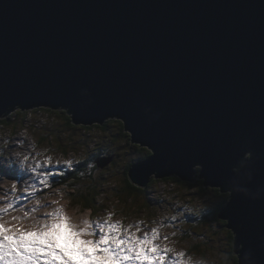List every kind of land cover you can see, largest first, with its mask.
Wrapping results in <instances>:
<instances>
[{
  "label": "water",
  "instance_id": "95a60500",
  "mask_svg": "<svg viewBox=\"0 0 264 264\" xmlns=\"http://www.w3.org/2000/svg\"><path fill=\"white\" fill-rule=\"evenodd\" d=\"M39 106L74 124L120 119L151 151L128 169L138 187L192 181L199 165L228 192L236 264L249 248L264 264V192L229 183L250 151L242 186L264 188V0H0V116Z\"/></svg>",
  "mask_w": 264,
  "mask_h": 264
},
{
  "label": "rangeland",
  "instance_id": "374dc122",
  "mask_svg": "<svg viewBox=\"0 0 264 264\" xmlns=\"http://www.w3.org/2000/svg\"><path fill=\"white\" fill-rule=\"evenodd\" d=\"M46 108L45 106L24 110L16 108L10 113L20 109L26 114L25 122L14 119L12 124L15 127L12 125L0 127V198H2L0 206L10 202L13 206L9 210L11 214H16L21 208L33 212L32 209L39 206L31 207L32 201L47 197L44 203L51 205L52 200L59 199L57 195L59 189L65 194L61 203L66 205V210L72 215H86L93 223L102 222L105 216L114 213L112 221L122 220L124 224L144 221L145 230L159 227L160 237H168V239H160L157 242L161 245L167 244L174 249V252L168 254L170 261L180 259L177 254L183 252L185 253L182 258L183 264H186L189 256H192L194 260L204 259L208 264H235V255L231 252L230 243L232 230L226 227L225 220H223L225 225H221L222 223L212 216V218L204 217L227 195V192L220 193L218 187L207 186L201 190L196 182L187 184L182 182L184 180L179 182L171 178L158 177L159 179L156 178V183H152L148 191L144 193L136 191L130 201L124 198L117 202L113 190H109L111 196L105 200L109 210L93 214L90 209H83L78 202L70 200L69 185L54 184L56 179L52 177L54 174L71 169L82 161L86 162L87 169H90L89 165H92L91 159L95 154L100 152L102 155L109 156V153H113L114 164L104 167L105 169H97L99 172L92 170V173L96 178L106 175V178L100 180L101 182L111 179L113 184L120 185L125 163L141 153L138 154L136 149L126 152L125 139L117 134L120 128L117 121H108L105 128L93 126L83 131L76 129L77 127H66L64 109L49 112ZM60 147L66 149V155L62 153ZM17 153L19 156L16 155ZM26 156L29 159L21 165L19 161ZM49 157L51 163L43 169L50 173L48 185L45 186L31 172V167ZM65 160H72L73 166L66 167L63 164ZM57 161L60 163L57 164ZM194 168L200 170L199 165ZM13 183L17 184L15 193L11 189ZM33 183L35 187H29ZM83 187L84 184H81L80 188ZM107 187L105 183H102L103 191ZM74 189L78 190L76 186ZM147 195L154 205L144 209L142 201ZM201 204L204 205L203 210L185 211L186 205L198 207Z\"/></svg>",
  "mask_w": 264,
  "mask_h": 264
},
{
  "label": "clouds",
  "instance_id": "9594fccd",
  "mask_svg": "<svg viewBox=\"0 0 264 264\" xmlns=\"http://www.w3.org/2000/svg\"><path fill=\"white\" fill-rule=\"evenodd\" d=\"M19 162L22 165L24 159ZM251 162L252 152L245 151L234 165L238 170L229 183L233 193L256 200L264 188L252 192L242 186L243 181L252 178L248 170ZM57 195L59 199L52 200L51 205H45L47 197L32 201L31 207L39 206L35 212H25L21 208L16 214L0 217V264H121L110 258L107 252H101L99 243L103 238L92 235L89 217L70 214L66 205L61 203L65 194L58 189ZM203 208L202 204L198 207L186 205L185 211L197 212ZM239 256L240 264H248L253 253L249 248ZM186 264L208 262L189 256Z\"/></svg>",
  "mask_w": 264,
  "mask_h": 264
},
{
  "label": "trees",
  "instance_id": "16d2710c",
  "mask_svg": "<svg viewBox=\"0 0 264 264\" xmlns=\"http://www.w3.org/2000/svg\"><path fill=\"white\" fill-rule=\"evenodd\" d=\"M47 111H56L54 109H50V108H46ZM61 109V108H59ZM58 110V109H57ZM65 122L67 124L66 127H72V128H76V129H82L83 131L87 130V129H91L93 126H97V127H102L105 128L107 125V122L110 120H114L117 121L118 125H119V131H118V135H120L121 137H124L125 142L127 144V149L126 152L128 150H132V149H136L137 153L139 154V152L141 153L139 156L134 157L133 159H130L127 163H125L124 165V169L122 171V182L120 183V185H116V183L113 184L111 179H107V181H100L102 180L104 177L106 178V175L103 176H99V178H96V176L92 173L93 171L99 172L97 171V169H102V168H107L109 166H111L112 164L115 163V160H113V158H111V160L107 163H105V165H99L101 164V161H99L101 158L103 157H112L113 153H109L108 155H102L100 152L98 154H95L92 159V167H90V169H87V164L86 162H80L75 164L71 169H67L65 171H61L59 172L57 175L54 174V176H52L53 178H56L54 181V184H68V188H69V199L70 200H74L76 202L79 203V205L83 208V209H90L91 213L93 214L94 212H101V211H107L109 210L107 205L105 204V200L109 198L110 193L109 190H113L114 195L117 198V202L120 199H124L127 201H130L133 197V194L136 193V191H141L142 193L148 191V188L151 186L152 183H156L157 179L154 178V176H151L149 178V181L147 183V185L145 187H138L135 184H133L129 178H128V169L129 167L134 164L135 162H137L138 160H142L146 157H148L151 154V151L149 150L148 147L146 146H141L139 144H135L133 142H131L130 140V135L124 130V126L123 123L120 119L117 118H108L106 119L102 124H92V125H81V124H74L71 122V117L70 115L67 113V111L65 110ZM14 119H19V122H25L26 119V114L23 113V111H21L20 109L15 110L13 113H6L3 116H0V127H4V126H14L12 123L14 121ZM68 120V121H67ZM15 127V126H14ZM12 127V128H14ZM86 128V129H85ZM16 129V128H15ZM12 131V129H11ZM80 142H82V140L80 139ZM82 145V144H80ZM61 150L63 151L62 153L64 155H66V149L60 147ZM97 167V168H95ZM104 168V169H105ZM102 172V171H101ZM197 173H199V169H197ZM173 179L175 181H179L181 182V179H178L175 176H170V177H164V179ZM163 179V178H162ZM193 179H195L193 181ZM192 181H190L191 183H198V188L201 190H204L206 187H203V180L202 179H197V175L194 174ZM183 183H187L189 181H182ZM189 182V183H190ZM102 183H105V185H107L108 187L106 188L105 191L102 190L101 185ZM84 184L83 188H80V185ZM74 186H76V188H78L77 191H75ZM103 195V196H102ZM100 198V199H99ZM228 199V194L225 196L224 199L221 200V202L214 207L211 212L207 213L204 217L207 218H212L214 217L217 221H220L222 224L221 225H225V222L223 221L224 219L221 218L219 216L220 213V208L224 206V204L226 203ZM101 200V202L99 201ZM125 201V202H126ZM142 205L144 209L149 208V207H153L154 203L150 200L149 196H144L143 201H142ZM212 216V217H211ZM204 218V219H207ZM230 239H231V248L233 250V233L231 231V235H230ZM232 252V251H231ZM230 256L233 258L232 254H230ZM235 258V264L237 262V258L236 256H234ZM234 264V263H233Z\"/></svg>",
  "mask_w": 264,
  "mask_h": 264
},
{
  "label": "snow or ice",
  "instance_id": "6c2138e0",
  "mask_svg": "<svg viewBox=\"0 0 264 264\" xmlns=\"http://www.w3.org/2000/svg\"><path fill=\"white\" fill-rule=\"evenodd\" d=\"M28 159L26 156L24 161ZM50 163L51 158L49 157L43 162L35 163L31 167V172L45 186L48 185L50 173L43 171V169ZM56 163L59 164L60 161ZM63 164L66 167H72L73 161L65 160ZM89 167H92V165H89ZM29 187H35V184L29 185ZM11 189L15 193L17 184L13 183ZM12 207L10 202L0 207V217L7 216ZM36 210L35 208L32 209L33 212ZM113 215L114 213H109L104 217L102 222L93 223L90 221V227L93 230L92 235L103 238L99 243L102 253L107 252L110 258L120 261L121 264H183L182 258L185 253H178L177 256L180 259L170 261L168 254L174 252V249L167 244L161 245L157 242L160 239H168V237H160L159 227L145 230L146 225L144 221H137L135 224H124L122 220L112 221ZM142 225L145 226L142 227Z\"/></svg>",
  "mask_w": 264,
  "mask_h": 264
},
{
  "label": "flooded vegetation",
  "instance_id": "af4514ba",
  "mask_svg": "<svg viewBox=\"0 0 264 264\" xmlns=\"http://www.w3.org/2000/svg\"><path fill=\"white\" fill-rule=\"evenodd\" d=\"M62 109H64V108H62ZM65 110V109H64ZM113 160H115L114 158H113ZM195 175H197V179H202V178H199L198 177V173H197V169H196V172H195ZM195 179H193V181H194ZM190 182V181H189ZM191 183V182H190ZM203 187H207V186H203ZM213 188H217V187H213ZM217 189H219V188H217ZM220 193H224V192H221L220 190H218ZM227 194H228V192H227Z\"/></svg>",
  "mask_w": 264,
  "mask_h": 264
},
{
  "label": "bare ground",
  "instance_id": "6f19581e",
  "mask_svg": "<svg viewBox=\"0 0 264 264\" xmlns=\"http://www.w3.org/2000/svg\"><path fill=\"white\" fill-rule=\"evenodd\" d=\"M55 119V118H54ZM68 121V120H67ZM47 123V122H46ZM59 125V124H58ZM96 125V124H95ZM65 127V126H64ZM3 128V127H2ZM86 129V128H85ZM61 130H62V128H61ZM52 131V130H51ZM41 135H43V134H41ZM53 135V134H52ZM40 137V136H39ZM41 137H43V136H41ZM44 142V141H43ZM60 142V141H59ZM63 150V149H62ZM159 179V178H158Z\"/></svg>",
  "mask_w": 264,
  "mask_h": 264
}]
</instances>
